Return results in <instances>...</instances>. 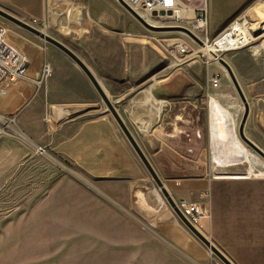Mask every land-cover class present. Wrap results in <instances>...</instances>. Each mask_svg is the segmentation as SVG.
<instances>
[{
  "label": "crops",
  "instance_id": "1",
  "mask_svg": "<svg viewBox=\"0 0 264 264\" xmlns=\"http://www.w3.org/2000/svg\"><path fill=\"white\" fill-rule=\"evenodd\" d=\"M30 1L12 0L11 3L15 2L16 9L29 20L57 23L55 15L48 14L46 0ZM121 9L115 8L117 20L109 18L106 10H100L98 26H88L89 31L85 29L76 44L79 55L72 52L99 81L122 121L143 126V133L148 134L139 137L153 140L158 138V116L164 107L171 110L178 100L163 93L167 90L160 85L146 81L156 69V55L145 44L141 25ZM34 10L40 12V17L33 15ZM240 12L239 8L226 17L228 24ZM63 20L60 19L59 25ZM105 23L117 26L118 31L108 30ZM25 49L31 58L28 80L8 88L5 96L0 95V116L13 115L22 108L17 124L28 132V137L36 140L34 147L50 149L59 160L99 183L104 196L127 210L137 197L143 206L140 211L150 212L157 219L158 239L153 235L143 236L150 259L155 256L153 260L158 261L156 252L159 251L169 257L165 264H191L184 257H192L193 263L203 260L197 242L178 218L164 210H149L140 186L148 187L150 176L92 85L76 69L54 56H48L49 66L47 63L43 75L40 54L29 45ZM146 50L153 54L152 63L150 58L146 60ZM242 55L240 52L233 57L235 68ZM210 67L212 77L221 74L217 67ZM232 72L237 81L236 74H245L240 69ZM238 84L248 104L244 134L264 152V81H238ZM206 96L207 172L168 178L163 184L175 201L197 202L208 210L209 217L202 221L200 232L233 264H264V162L240 142L237 130L243 104L233 85L221 74L218 86L209 85ZM181 97V115L175 120L180 118L182 123V105L188 95ZM34 124L39 128L35 133ZM152 194L158 198L155 192Z\"/></svg>",
  "mask_w": 264,
  "mask_h": 264
},
{
  "label": "rangeland",
  "instance_id": "2",
  "mask_svg": "<svg viewBox=\"0 0 264 264\" xmlns=\"http://www.w3.org/2000/svg\"><path fill=\"white\" fill-rule=\"evenodd\" d=\"M11 1L0 0V10L38 31H44L47 36L62 43L76 55H79L76 44L86 32L85 29L89 31L88 26H98L97 16L101 13L100 10H106L109 18L117 20L119 17L115 8H122L117 0H46L48 14L52 17L54 14L58 23L51 21V25L48 22L43 24L42 19L29 20V17L23 16L22 12L16 9L15 2ZM28 1L30 0H25ZM180 4L192 10L194 17H198L200 9L204 7L203 0H180ZM206 6L208 23L205 31L210 41L218 31L226 27V17L239 8L240 15H246L257 23V27L251 32L252 41L239 49L220 52V58L224 59L235 73L239 69L245 73L244 76L236 74L240 83L264 81V50L258 49V44L264 42V0H247L244 3L240 0H206ZM39 13L33 11V15L39 16ZM60 19H64L61 25ZM154 20L161 26L155 27L154 30L141 26L145 44L150 45V51L156 55V69L146 77V81L160 85L162 89L167 90L163 93L172 95L178 101L174 102L171 110L164 107L158 116V138H140L139 135L148 134L143 133V126L139 127L138 123L124 124L162 182L168 178L203 175L207 172L209 162L206 152V94L212 79L209 74L210 66L217 67L225 81H231L220 64L213 63L207 67L204 58L191 57L180 66L171 67L163 57V50L158 42L168 38L182 39L194 51L199 50L197 43L179 29H190L194 18L187 16L176 20L174 17L163 16ZM0 25L7 29L8 42L28 58L30 57L25 49L26 45L40 54L42 64L48 61L46 63L49 66L47 58L54 56L71 69H76L90 84L71 59L53 45L2 16ZM104 25L108 30L118 31L115 25ZM200 35L203 37V33ZM44 48L47 49L46 53ZM146 51V60L150 58L152 63L153 54L149 50ZM240 52L243 55L238 60V69L233 65V57ZM221 74L213 77L220 78ZM185 93L188 98L184 99L182 105L181 123L180 118L175 120V117L181 115L179 104L181 96L184 97ZM97 97L100 100L98 95ZM21 110L22 108L10 116L1 115L3 120H0V264L167 263L169 257L166 254L157 251L158 261L155 262V256L150 259L145 249L147 245L143 239L144 234L153 235L158 239L155 234V215L141 212L143 206L137 197L128 205L129 210L119 206L104 196L99 183L86 178L82 172L59 160L50 149L41 146L36 149V140L30 136L29 138L28 132L18 127L17 120ZM11 119L9 124L7 121ZM36 127V124L32 127L34 133L39 130ZM148 130L149 125L146 127V131ZM21 133L26 140L22 139ZM240 142L247 147L241 140ZM167 146L169 148L165 149ZM148 183L147 188L156 187L151 178L146 184ZM142 185L144 184H141L140 190H144L142 196L145 197L149 189ZM152 190L150 189L151 193ZM164 202L166 203L165 200ZM160 210L171 212L176 217L167 203ZM184 228L197 242L203 256L200 262L193 263L192 257H184L186 261L191 264H223L186 227Z\"/></svg>",
  "mask_w": 264,
  "mask_h": 264
},
{
  "label": "built area",
  "instance_id": "3",
  "mask_svg": "<svg viewBox=\"0 0 264 264\" xmlns=\"http://www.w3.org/2000/svg\"><path fill=\"white\" fill-rule=\"evenodd\" d=\"M132 10H134L143 20L145 17H150L151 19L156 18L158 15H165L174 17L176 11L180 5V0H124ZM201 13L198 17H194L191 23V30L194 33L193 26L199 25V31L203 33V37H198V39L203 44L208 42L210 39L207 32L205 31L207 27V15L206 8L200 9ZM145 21V20H144ZM146 22V21H145ZM147 23V22H146ZM149 24V23H147ZM153 26L152 24H149ZM257 23L252 21L246 15L239 16L230 21V23L221 30L218 34L221 37L226 36L229 33H238L243 36L248 32L252 31L253 28L257 27ZM160 48L163 50V57L168 60L171 67H178L181 64L187 62L191 57H201L205 59L204 64L208 67L212 61L215 60L214 57L209 56L202 51H194L190 45L179 38H168L160 40L158 42ZM198 45V44H197ZM199 46V45H198ZM239 49V48H238ZM236 50V49H235ZM47 49L44 48L46 53ZM231 51V50H230ZM30 65V60L28 56L19 51L7 40V29L5 26L0 25V95L5 96L7 89L11 86H15L20 82L28 80V67ZM47 70V63L42 64V74L44 75ZM39 85L38 82H36ZM219 84V78L217 76L212 77L211 86L216 88ZM43 152V151H42ZM152 183H150L151 185ZM149 186V184H148ZM147 188V186L145 187ZM149 191L146 192L145 198L149 208L157 209L164 208L166 203L165 198L160 194V190L156 187L147 188ZM150 189L155 192L158 198L151 193ZM145 193V192H144ZM174 200V199H173ZM166 201V200H165ZM174 203L181 213V215L196 229L200 232L202 228V221L209 217L208 210L197 202L179 200ZM171 209V208H170ZM173 212V211H172ZM174 213V212H173Z\"/></svg>",
  "mask_w": 264,
  "mask_h": 264
},
{
  "label": "water",
  "instance_id": "4",
  "mask_svg": "<svg viewBox=\"0 0 264 264\" xmlns=\"http://www.w3.org/2000/svg\"><path fill=\"white\" fill-rule=\"evenodd\" d=\"M117 2L120 4V6L128 13L130 16H132L141 26L148 30H154L156 29L154 26H150L147 24L130 6L124 1V0H117ZM0 16H2L5 19H8L12 21L13 23L19 25L20 27L26 29L27 31L33 33L34 35L38 36L39 38L43 39L45 42L53 45L58 50H60L63 54H65L68 58L71 59V61L81 70V72L84 74V76L87 78L89 83L94 88L95 92L105 105L106 109L109 111V113L114 118L115 122L117 123L118 127L122 131L124 137L126 138L127 142L131 146L132 150L140 160V162L143 164L144 168L148 172L150 178L155 183L157 188L160 190L161 194L165 198L167 204L171 208V210L174 212L176 217L179 219V221L209 250L211 251L223 264H233L221 251H219L215 246L211 244V242L198 230H196L179 212L177 209L173 198L166 190L163 182L160 180L154 169L152 168L150 162L140 149L139 145L135 141L134 137L118 115L115 107L113 106L112 102L109 100L107 95L105 94L104 90L102 89V86L100 85L99 81L96 79V77L93 75L91 70L65 45L58 42L57 40L47 36L41 31L36 30L35 28L25 24L24 22L10 16L9 14L3 12L0 10ZM180 32L186 34L189 38H191L194 42L201 45V41L198 39L195 34L187 29V28H179ZM214 58L217 59L218 64H220L224 70L226 71L238 97L240 98L242 104H243V114L238 126V137L240 140L248 147L250 148L257 156H259L264 161V152L258 148L255 144H253L244 134V125L248 116V104L242 94V91L240 89V86L238 84V81L236 80L234 73L232 72V69L230 68L229 64L222 58H217L214 56ZM36 148V147H35ZM37 149V148H36Z\"/></svg>",
  "mask_w": 264,
  "mask_h": 264
},
{
  "label": "bare ground",
  "instance_id": "5",
  "mask_svg": "<svg viewBox=\"0 0 264 264\" xmlns=\"http://www.w3.org/2000/svg\"><path fill=\"white\" fill-rule=\"evenodd\" d=\"M203 5H204L205 8L207 7L206 6V0H203ZM140 15L144 18V20L147 23L152 24L154 27L161 26L154 19H151L150 17H145L142 14H140ZM163 16H165V15H163ZM163 16L162 15H158L157 17H163ZM187 16H191L192 18H194V13L192 12V10L187 9L185 7V5L180 4L179 7H178V9H177V11H176V14L174 15V18L176 20H181L183 18H186ZM199 28H200L199 25L193 26L194 34L197 37H201V35H200L201 32L199 31ZM252 31L248 32L244 36L242 34H238V33H229L226 36L220 38V36L217 35L213 39H211V41L209 40L208 42H204L201 45L198 44L199 45V50H197V51H202V52H204L205 54H207L209 56H212V57L216 56L217 58H220V56H221L220 55V52H227V51H230V50H235V49L241 48V47L247 45L250 41H252L253 40L252 33H251ZM44 34H46V33H44ZM258 49L259 50L260 49L261 50H264V42L261 43V44L260 43L258 44ZM213 63L214 64H218V61H217L216 58H215L214 61H212L211 64H213ZM0 120L1 121L3 120L2 116H0ZM11 121H12V119L10 121H7V122L10 124ZM1 126L3 128H5L3 125H1ZM21 136H22V139L26 140L22 133H21ZM39 149L41 151H43V149H41V148H39ZM211 244L213 245L212 242H211ZM209 252L211 254H213L211 251H209Z\"/></svg>",
  "mask_w": 264,
  "mask_h": 264
}]
</instances>
